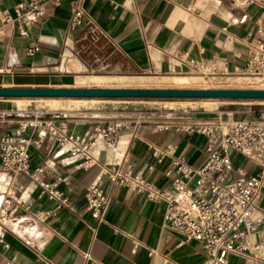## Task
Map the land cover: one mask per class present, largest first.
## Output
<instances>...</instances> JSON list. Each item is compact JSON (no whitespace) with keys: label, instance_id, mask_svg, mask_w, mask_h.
I'll use <instances>...</instances> for the list:
<instances>
[{"label":"crops","instance_id":"1","mask_svg":"<svg viewBox=\"0 0 264 264\" xmlns=\"http://www.w3.org/2000/svg\"><path fill=\"white\" fill-rule=\"evenodd\" d=\"M25 1L0 0V9L12 13L15 5ZM76 7L85 11L87 21L82 27L70 29L69 20ZM261 13L257 5L241 8L230 0H64L57 7L48 5L45 17L25 36L14 25H0V87H66L61 85L63 76L75 79L86 74L95 75L89 83L98 87H128V83H143L146 77L137 81L133 77L105 76L179 74L189 68L177 59L182 53L215 64L221 75L235 76L245 65L258 22L264 24ZM30 45L39 50L28 52ZM183 77L189 78L173 76L162 80ZM78 84L75 81V87ZM16 100L0 99V135L13 131L29 112ZM257 103L264 105V101ZM66 122L72 137L87 139L91 128L85 122ZM125 123L115 146L91 152L100 164L130 166L163 189L169 185L165 176L169 160L156 164L150 158L152 147L171 144L176 146V156L187 164L197 166L203 161L205 139L201 135L160 133L156 130L160 120L154 124L139 120ZM61 157L65 158L63 164L46 169L48 162ZM233 160L249 173L259 171L240 155L234 154ZM247 163L250 168H246ZM30 164L44 168L45 181L61 179L58 188L69 198V205L48 224L36 223L32 213L50 209L54 203L39 199L30 179L16 180L19 196L31 211L19 213L14 226L0 225V237L7 245L0 246V261L201 264L204 260L205 252L199 243L185 242L181 236L164 230V204H154L144 194L118 187L103 177L99 184L108 202L103 220L97 222L85 212L89 178L75 168V161L64 150H51L46 145L41 150L30 148ZM149 165L154 169L148 173ZM4 190L5 183L0 178V195ZM262 192L260 205L264 206V187ZM133 242L139 243L135 254H131ZM228 264L258 263L231 255Z\"/></svg>","mask_w":264,"mask_h":264},{"label":"built area","instance_id":"2","mask_svg":"<svg viewBox=\"0 0 264 264\" xmlns=\"http://www.w3.org/2000/svg\"><path fill=\"white\" fill-rule=\"evenodd\" d=\"M62 1L26 0L15 5L12 13L0 9V25H14L19 34L25 36L32 25L45 17L48 5L57 7ZM230 1L241 8L259 6L264 19V0ZM87 17L83 9L76 7L69 28L82 27ZM38 50L33 45L27 48L28 52ZM177 59L205 78L228 76L221 75L215 64L191 59L188 53L179 54ZM238 75L258 86L255 88L264 87V24L261 21ZM48 115L49 112L29 111L13 131L0 135V178L5 183V190L0 195V225L14 226L19 213L31 211L30 205L19 196L14 184L16 180L30 179L38 198L54 203L50 209L32 213L36 223L46 225L68 207L69 198L58 188L61 179L45 181L42 177L44 168L30 164V148L41 150L46 145L51 150H64L75 161V168L88 176L85 212L97 222L103 220L108 202L99 182L107 177L118 187L144 194L154 204H164V230L181 236L185 242L199 243L205 252L201 264H228L231 255L264 264V206L260 205L264 187V111L254 118L233 121H225L222 112H216L212 120L196 122L171 121L168 112L158 115V132L185 136L198 134L205 139L203 161L197 166L177 157L174 145L150 149V158L156 164L169 160L165 170L169 185L163 189L130 166H105L91 156L93 150L115 146L125 122L98 123L85 141H79L69 134L66 121H55ZM234 154L259 167V171L252 174L235 165ZM64 162L65 158L61 157L51 160L45 167L53 170ZM153 169L154 166L149 165L147 172ZM0 246L7 248L1 237ZM138 247L139 243L133 242L131 254H135ZM0 264L15 263L2 258Z\"/></svg>","mask_w":264,"mask_h":264},{"label":"rangeland","instance_id":"3","mask_svg":"<svg viewBox=\"0 0 264 264\" xmlns=\"http://www.w3.org/2000/svg\"><path fill=\"white\" fill-rule=\"evenodd\" d=\"M188 67L187 71L172 75L120 74L105 76L133 77L136 80L140 77H146L143 83L127 84L128 87H120L125 85L117 84L110 87L94 86L89 83V78L95 75L86 74L75 78L79 84L74 88L180 89L181 87L165 83L171 80L162 79L173 76H186L192 79V83L189 85L190 87H182L181 89H264V87L255 88L258 86L251 85L250 80L244 76L228 75L218 78H205L190 66ZM149 77L150 79H147ZM16 102L24 104L28 111L49 112L48 116L55 121L74 120L85 122L91 130L96 124L111 120L123 122L139 120L154 124L155 121H159L158 115L162 112L170 113L171 121L174 122H196L212 120L216 112H222L225 121H233L241 118H254L260 111H264V105L257 103L262 101L216 98L214 100L191 98H26L16 100ZM250 166V163L246 164V168H250Z\"/></svg>","mask_w":264,"mask_h":264},{"label":"water","instance_id":"4","mask_svg":"<svg viewBox=\"0 0 264 264\" xmlns=\"http://www.w3.org/2000/svg\"><path fill=\"white\" fill-rule=\"evenodd\" d=\"M26 98H187L264 101V89H136V88H1L0 99Z\"/></svg>","mask_w":264,"mask_h":264},{"label":"bare ground","instance_id":"5","mask_svg":"<svg viewBox=\"0 0 264 264\" xmlns=\"http://www.w3.org/2000/svg\"><path fill=\"white\" fill-rule=\"evenodd\" d=\"M241 76V75H240ZM75 79L71 76H63V79H62V83L63 85H65L66 87H75ZM138 81V80H137ZM108 81H106L105 83H107ZM143 82V81H142ZM97 83V82H96ZM104 83V82H103ZM128 83V82H127ZM166 84H171V85H174L175 87H188L191 83H192V79L190 78H177V79H173L169 82H165ZM110 84V83H109ZM122 84V82H121ZM129 84V83H128ZM137 84V83H136ZM108 85V84H107ZM124 85V84H122ZM127 85V84H126ZM95 86V85H94ZM190 87V86H189ZM180 88V89H181ZM215 89V88H214ZM33 99V98H32ZM87 99V98H86ZM19 100V99H18ZM214 100V99H213ZM84 101V99H83ZM86 101V100H85ZM256 101V100H255ZM54 104V103H53ZM256 171V167H255V170L254 172Z\"/></svg>","mask_w":264,"mask_h":264}]
</instances>
